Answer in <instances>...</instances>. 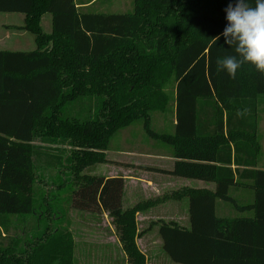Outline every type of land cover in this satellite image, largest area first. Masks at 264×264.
I'll use <instances>...</instances> for the list:
<instances>
[{"label":"trees","instance_id":"16d2710c","mask_svg":"<svg viewBox=\"0 0 264 264\" xmlns=\"http://www.w3.org/2000/svg\"><path fill=\"white\" fill-rule=\"evenodd\" d=\"M248 2L255 7V0ZM86 3L0 0V12L24 15L18 30L32 34L36 45L27 52L0 50V236L10 233L14 217H37L25 240L0 241V264H75L65 215L47 213L58 223L41 227L46 215L36 213L37 173L51 169L67 173L58 188L70 182L71 208L107 213L127 264H146L137 238L153 225L176 264H264L258 139L264 74L248 63L235 79L217 70L218 58L236 55L221 35L224 10L235 0H132L124 12H95ZM46 14L49 32L41 26ZM169 110L173 133L154 129L153 113ZM136 122L171 147L174 167L161 172L214 183V190L183 187L124 208L122 176L84 170L110 162L112 138ZM233 188L253 194L239 203ZM50 196L48 189L44 198ZM183 199L188 228L159 220L138 229V212ZM219 200L241 215L219 216Z\"/></svg>","mask_w":264,"mask_h":264},{"label":"rangeland","instance_id":"374dc122","mask_svg":"<svg viewBox=\"0 0 264 264\" xmlns=\"http://www.w3.org/2000/svg\"><path fill=\"white\" fill-rule=\"evenodd\" d=\"M77 1L88 2L90 0ZM92 3L93 5L91 7L89 6L90 9L100 12H124L131 9L132 7V0H94ZM50 18L51 17H49L48 14L44 15V17L42 18L41 26L42 29L46 32L50 31ZM23 22V14L0 12V40L7 43L6 47L15 48L16 46L21 45L23 46V48L28 49L31 48L30 46H34V36L29 32L18 30V27L22 26ZM261 119V121L264 123V112L261 114ZM152 120L153 128L157 131L160 130L161 132L173 133L174 125L172 121L174 120V116L172 115L171 110L166 113H153ZM127 134L130 135V138L132 139L131 141L134 140V142H141L143 140L145 141V143H148L149 141H155V143L162 145L164 149L169 151L171 150V148L167 144L148 137L143 130L142 123L136 122L130 127L119 131L112 138L109 150L107 151V156L109 159H113V161H110L106 164L92 165L90 167H87L84 172L107 176V173L115 170V167L112 164H115V166L117 165V167L124 166V161H114V159H122V155L120 154L125 150L127 146ZM36 143L39 144L40 141H37ZM65 174H60L58 170L55 169L43 170L42 172L37 173V180L33 186V194L35 200L34 205L37 211L36 213L43 212L46 215V217L42 219L41 227H44L46 224L56 226L58 221L52 216H54L56 213H58V215H65L62 226H65L71 230L76 242L75 264H94L95 262L99 261V259L96 258L97 253L93 254L92 246L94 242L97 241L102 235L111 234V232L109 231L110 227L108 226V223L111 222V219L110 217L105 218L103 213H90L71 208L68 204L71 191L70 182L64 183L63 188H58V185H60L62 180L64 182L68 178L67 173ZM112 175L123 177L124 173H113ZM40 179L44 180V182H39ZM52 183H54L56 187L53 188V186H51ZM48 184H50V186H48ZM48 189H50L52 196L44 198V192ZM243 191L245 200L251 198L253 194L252 190L246 189ZM160 195H163V193H160ZM232 195L234 196L235 193L232 192ZM126 200L128 201V197L124 196V208L128 206ZM237 201L240 203L243 201V199L241 197H238ZM218 202L225 203V205H227L230 209L228 213H222L220 211V204H218L217 214L219 216L224 215L235 217L237 215H241L236 211L231 203L220 200ZM128 204H130V202H128ZM47 213L52 214V216H47ZM36 218L37 217L34 215L14 217L10 233L5 237L3 235L0 236V241L2 240L4 244H8L10 239L13 237L21 239L23 238L25 240L30 235V233L34 232L37 225ZM88 248L90 251L88 250L89 253H86ZM162 253H164L166 258L168 257L163 249ZM108 259L109 258L104 256L102 259L103 263L108 264ZM167 259L171 261L170 258Z\"/></svg>","mask_w":264,"mask_h":264},{"label":"crops","instance_id":"0c3cea01","mask_svg":"<svg viewBox=\"0 0 264 264\" xmlns=\"http://www.w3.org/2000/svg\"><path fill=\"white\" fill-rule=\"evenodd\" d=\"M92 2L89 3L88 1L86 4H84L85 7L92 6ZM79 6L80 4L78 2L77 7ZM80 7H82V5ZM49 17L51 16L49 15ZM6 44V42L0 40L1 51L9 50L27 52L36 48L35 42L34 46H30L31 48L28 49L23 48L21 45L16 46L15 48H9L6 47ZM263 112L264 98L262 99V105L259 108L258 117V139L262 146L259 169L264 170V123L261 121V114ZM131 140L132 139L130 138V135L127 134V146L120 154L122 155V159H114V161H124L123 163H125V165L117 167V165L115 166V164H112L115 167V170L107 173L108 177H112L113 173H124V196L128 197V201L126 200L128 206H126V208L131 207L141 201L160 198L165 193H171L183 187L214 190V183L197 179L181 178L161 172L171 171L174 167L176 160L173 157L172 149L170 151L166 150L162 145L155 143V141H149L148 143H145L143 140L141 142H134V140ZM106 154L108 153L106 152ZM109 161H113V159H109ZM232 191L237 197H241L244 200V191L241 188H233ZM160 193H163V195H160ZM248 200H250V198ZM128 202H130V204H128ZM218 204H220V211L222 213H228L230 209L227 205H225V203L218 202ZM103 215L105 218L109 217L107 213L103 212ZM159 220L166 222H177L178 224L188 228L190 225L188 200L183 199L181 201H161L146 211L138 212L136 215L137 227L140 231L146 230L152 222H157ZM108 226L110 227L109 231L111 234L102 235L97 241L94 240L95 242L92 246L93 254L97 253L96 258L99 259V261L95 262L94 264H104L102 261L104 256L109 258L108 264H127L126 255L115 233L114 226L111 222L108 223ZM137 244L146 256V264L173 263L167 259L169 257L166 258L164 253H162V239L158 232V225H153L150 230H147L140 237H138ZM88 250L89 248L87 249L86 253H89L90 250Z\"/></svg>","mask_w":264,"mask_h":264},{"label":"clouds","instance_id":"9594fccd","mask_svg":"<svg viewBox=\"0 0 264 264\" xmlns=\"http://www.w3.org/2000/svg\"><path fill=\"white\" fill-rule=\"evenodd\" d=\"M224 11L227 24L221 35L236 55L218 58L217 70L235 79L238 69L248 63L264 74V0H255V7L248 0H235ZM247 112L244 109L236 115L243 117Z\"/></svg>","mask_w":264,"mask_h":264}]
</instances>
